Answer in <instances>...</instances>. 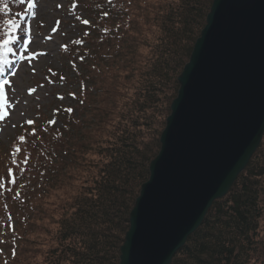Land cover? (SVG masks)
<instances>
[{
    "label": "trees",
    "instance_id": "obj_1",
    "mask_svg": "<svg viewBox=\"0 0 264 264\" xmlns=\"http://www.w3.org/2000/svg\"><path fill=\"white\" fill-rule=\"evenodd\" d=\"M67 1L85 15L78 25L87 30L73 44L77 56L64 50L69 65L78 67L69 79L71 104L56 110L60 128L35 129L27 137L32 161L19 179L27 182L15 186L19 196H9L23 213L9 209L0 222V264H119L129 213L158 154L177 78L213 0ZM23 15L21 0H0V44L12 34L10 22L18 26L15 40L22 34ZM11 52L0 47V69L11 65ZM263 222L264 135L245 171L171 264H264Z\"/></svg>",
    "mask_w": 264,
    "mask_h": 264
},
{
    "label": "water",
    "instance_id": "obj_2",
    "mask_svg": "<svg viewBox=\"0 0 264 264\" xmlns=\"http://www.w3.org/2000/svg\"><path fill=\"white\" fill-rule=\"evenodd\" d=\"M129 213L119 264H171L264 135V0H213Z\"/></svg>",
    "mask_w": 264,
    "mask_h": 264
},
{
    "label": "rangeland",
    "instance_id": "obj_3",
    "mask_svg": "<svg viewBox=\"0 0 264 264\" xmlns=\"http://www.w3.org/2000/svg\"><path fill=\"white\" fill-rule=\"evenodd\" d=\"M31 3L34 7L31 8L30 16L26 19L27 33L21 36L23 46L18 62L8 77L0 78V82L7 81L3 84L2 94H0V104L4 105L3 110L6 113L4 120L0 121V178L5 177L4 184H7L6 191L2 192L0 189L2 193L0 194L2 199L0 222L7 217L6 213L9 209L14 208L17 214L23 213L16 208L15 202L9 200V196H17L16 193L19 190L15 186L19 182H27V178L26 181L19 180L20 173L22 179L25 174L21 172V169L23 171L27 169L22 163L25 156H28L27 137L31 135L33 129L52 127L56 130L61 127L62 119L55 114L64 106L71 104L69 93L73 80L69 81V79L78 68L69 65L66 60L68 55H65L64 50L68 48L70 56L72 54L77 56L78 47L73 44L80 42L81 39L84 40V34L87 32L85 25L83 27L78 25L77 17L71 14L66 0H31ZM80 17L84 20L85 15L82 14ZM26 41L27 44H25ZM25 48H27L26 51ZM30 56L36 58L29 60ZM62 77L66 78V83L63 82ZM74 87L77 88L75 85ZM58 97H63L62 101ZM28 120L35 121L34 125L29 126L26 123ZM53 120L55 123L50 124L49 121ZM21 136L24 137L23 143L19 139ZM16 148L20 149L19 153L15 152ZM13 161H18L17 167H14ZM31 161L30 159L28 164H31ZM9 168L17 173L13 174L16 177L14 185L8 184ZM88 177L89 174H87ZM80 181L82 179L78 178L76 185L81 186ZM9 188L11 191L7 190ZM3 202L8 205V209H5ZM35 205L37 204L34 200L31 206Z\"/></svg>",
    "mask_w": 264,
    "mask_h": 264
},
{
    "label": "snow or ice",
    "instance_id": "obj_4",
    "mask_svg": "<svg viewBox=\"0 0 264 264\" xmlns=\"http://www.w3.org/2000/svg\"><path fill=\"white\" fill-rule=\"evenodd\" d=\"M21 2H23V0H21ZM34 7V5L31 3V0H29V4H28V10H31V8ZM107 15V14H106ZM85 24H88L89 22L87 20L84 21ZM18 27L14 22H10L9 23V29H10V34L8 38L4 39L2 44H0V47H2L5 50V54L11 52V48L9 47L10 44H12L15 41V36H14V30L15 28ZM77 43H80L79 41H77ZM25 44H27V41L25 42ZM66 48V46H65ZM27 50V48H25V51ZM36 57L35 56H30L28 57L29 60H34ZM63 79V77L61 78ZM7 83V81L4 82H0V94H2V89H3V84ZM34 91V90H33ZM73 95V98H75V95ZM59 99H63V97H58ZM4 105L0 104V121L4 120L6 113L4 112ZM67 112L71 113L72 109H66ZM26 123L31 126L32 124L35 123V121L33 120H28L26 121ZM50 124H54L55 121H49ZM31 135H36L35 129H33ZM20 141L23 143L24 142V137L21 136ZM16 153L20 152L19 148L15 149ZM28 156H25L24 160L22 161V163L27 164L28 163ZM13 163H15V161H13ZM21 172H23V169H21ZM8 177L10 178L8 180V184L10 185H14L16 183V177L13 175V170L11 168L8 169V173H7ZM4 188V180L3 178H0V189ZM8 191H11V189H7ZM2 194V193H0ZM17 196H19V193H17Z\"/></svg>",
    "mask_w": 264,
    "mask_h": 264
}]
</instances>
